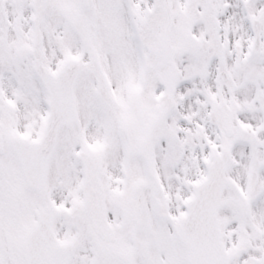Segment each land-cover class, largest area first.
I'll return each mask as SVG.
<instances>
[{
	"label": "snow or ice",
	"instance_id": "obj_1",
	"mask_svg": "<svg viewBox=\"0 0 264 264\" xmlns=\"http://www.w3.org/2000/svg\"><path fill=\"white\" fill-rule=\"evenodd\" d=\"M0 264H264V0H0Z\"/></svg>",
	"mask_w": 264,
	"mask_h": 264
}]
</instances>
